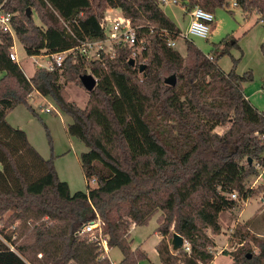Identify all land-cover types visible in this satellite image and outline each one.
I'll return each instance as SVG.
<instances>
[{
  "label": "trees",
  "instance_id": "obj_1",
  "mask_svg": "<svg viewBox=\"0 0 264 264\" xmlns=\"http://www.w3.org/2000/svg\"><path fill=\"white\" fill-rule=\"evenodd\" d=\"M234 1L245 17L258 13L264 23V0ZM224 4L183 0L182 5L214 11ZM1 5L14 14L12 25L30 56L105 39L102 22L109 9H120L146 45L136 53L118 43L113 54L102 51L89 62L70 53L62 67H38L28 78L10 58L12 35L0 28V71L5 72L0 80V264H112L97 241L80 234L96 214L109 247L122 252L119 264H138L148 255L132 248L131 227L148 224L158 211L160 264H211L216 256L211 234L221 233L220 214L259 192L247 180L258 174L257 162L264 166V111L245 92L253 73H238L237 58L230 71L219 64L238 41L225 38L206 54L186 39L184 56L168 44L182 30L156 0H0ZM28 7L42 24L28 15ZM141 64H146L143 73ZM88 70L98 83L81 108L69 100L66 87ZM173 74L174 86L165 82ZM32 92L52 98L72 117L69 135L88 147L80 156L87 190L72 193L53 157L45 158L24 129L7 121L20 103L36 114L28 103ZM249 224H237L233 233L243 247L222 252L231 255L232 264H264V239ZM174 233L184 237L189 250L172 249ZM247 240L259 253L245 246Z\"/></svg>",
  "mask_w": 264,
  "mask_h": 264
},
{
  "label": "rangeland",
  "instance_id": "obj_2",
  "mask_svg": "<svg viewBox=\"0 0 264 264\" xmlns=\"http://www.w3.org/2000/svg\"><path fill=\"white\" fill-rule=\"evenodd\" d=\"M156 1L185 32L189 26L190 17L181 2H175L174 0ZM225 1L228 4L219 6L212 11L215 20L208 38L192 35L189 39L206 54H211L214 44L225 38L231 39V41L237 40L238 46H234L229 54L222 56L219 64L224 71H230L233 67V58H237L239 60L236 67L238 73L244 74L247 71L253 73V81L245 83V92L252 103L264 111V23L259 20L258 13L245 17L241 8L234 5V0ZM30 8L32 9L31 15H33L34 21L37 24H42L37 11L32 7ZM16 14L17 16L21 15V10H17ZM122 17L123 14L120 9H112L105 12L104 19L107 18L111 21L114 18ZM106 24H109V22L106 21ZM185 41V38L178 37L175 46L184 56L186 55ZM14 47L13 50L18 53L19 63L22 64L25 74H32L36 68L46 66L50 61L47 56L28 55L16 36ZM104 52L113 54V46L110 43L106 44ZM91 59L88 58V62ZM87 73H91L90 70ZM4 75L5 72L0 71V80ZM66 90L69 93V100L75 102L81 108L87 106L90 93L80 80L70 82ZM28 103L35 109L36 114L26 103H20L8 112L7 121L15 127L24 129L30 142L45 158L53 157L59 178L69 183L72 193L87 190L88 180L82 170L80 156L82 152L88 151V147L76 137L69 135L67 127L72 122V117L64 112L52 98L44 97L37 92H32L28 96ZM49 107H52L51 112L46 111V108ZM223 130V127L217 128L219 132ZM89 184L91 187H95L97 182L92 180ZM247 185L259 188V192L250 200L241 201L236 208L224 211L219 218L222 227L221 233L217 234V238L211 234L216 247H218V249H213L216 253H220L215 264H232V257L228 253L243 247L233 237L237 224L244 225L249 220L252 221L253 228L251 229L253 231L251 232L258 238L264 239V174L260 178L258 174L250 176ZM161 216L162 212L158 211L148 224L138 226L133 230L132 235L130 233V239H133L132 243L135 247L132 246V248H139L148 254V258L142 259L138 264L160 263L155 244ZM86 235L91 236L89 233ZM140 245L143 247H140ZM245 246H251L254 253L260 251L253 241H245ZM223 251L228 253H222ZM109 257L112 261L118 263L123 256L119 248H112Z\"/></svg>",
  "mask_w": 264,
  "mask_h": 264
},
{
  "label": "built area",
  "instance_id": "obj_3",
  "mask_svg": "<svg viewBox=\"0 0 264 264\" xmlns=\"http://www.w3.org/2000/svg\"><path fill=\"white\" fill-rule=\"evenodd\" d=\"M174 1L181 2V4H183V0ZM234 5H236V3H234ZM186 10L190 17L189 26L185 32H181L179 37L189 39L190 36L193 35L202 38H208L215 20L214 13L212 11L206 10L200 5H196L191 8L186 7ZM13 16V13L5 11L2 5L0 6V28H2L5 32H9L12 35L13 40H15V36L17 37V35L12 25ZM106 21H108L109 24H106ZM102 26L105 30V39H88L82 41L79 45L69 50L46 55L50 61L46 66L43 67L51 71L56 67H62L66 56L70 53L80 54L88 58L97 59L101 56V52L105 51V45L108 43H110V45L113 47L118 43L126 44L133 48L136 53H142L143 49L145 48L146 43L144 40L139 39L137 28L133 26L131 21L124 16L122 18H114L111 21L106 18L103 20ZM168 44L175 48L176 40L170 39ZM14 48L15 47L13 45L10 52V58L13 61L20 62L18 53L13 50ZM46 111L51 112L52 107L46 108ZM262 138L264 139V135ZM255 166L258 169L259 178L262 177L264 174V166L259 162H257ZM231 197L236 199L237 193H232ZM103 226L104 222L101 220L99 214H96L94 218H92L82 227L80 234L84 235L89 233L91 235V239L98 242L103 255L109 257L110 247L108 245L106 236L103 234ZM184 246L186 250L190 249V246L187 244L186 240ZM111 263L115 264L112 260Z\"/></svg>",
  "mask_w": 264,
  "mask_h": 264
},
{
  "label": "water",
  "instance_id": "obj_4",
  "mask_svg": "<svg viewBox=\"0 0 264 264\" xmlns=\"http://www.w3.org/2000/svg\"><path fill=\"white\" fill-rule=\"evenodd\" d=\"M31 12H32V9L30 7H28V9H27L28 15H31ZM130 64L134 66L136 64V60L134 58H131L130 59ZM145 68H146V64H141L139 66V72L140 73H143L144 70H145ZM80 80H81L82 85L89 92L92 91L96 87V85L98 83L97 78L93 74H91V73L83 74L80 77ZM165 82L167 84L172 85V86L176 85V83H177V77H176V75L173 74V75L167 77L165 79ZM249 161H252V158H249ZM171 244H172V249L173 250H178V249H180V248H182L184 246L185 239H184V237L182 235H180L178 233H174L173 234V238L171 240Z\"/></svg>",
  "mask_w": 264,
  "mask_h": 264
},
{
  "label": "crops",
  "instance_id": "obj_5",
  "mask_svg": "<svg viewBox=\"0 0 264 264\" xmlns=\"http://www.w3.org/2000/svg\"><path fill=\"white\" fill-rule=\"evenodd\" d=\"M109 10H112V9H109ZM109 10H107L106 12H108ZM121 12H122V11H121ZM36 56H46V55L42 54V55H36ZM20 65H21V67L23 68L22 64H20ZM23 70H24V69H23ZM35 70H36V69H35ZM34 72H35V71H34ZM34 72L32 73L33 75H34ZM32 74H27V73H26V75H27L28 78L32 77V76H33ZM252 198H253V197H252ZM250 199H251V198H250ZM250 199H249V200H250ZM222 213H223V212H222ZM222 213H221V214H222ZM221 214H220V216H221ZM248 222H251V224H249V228H250L251 231H253V229H251V228H253V223H252V221L249 220ZM138 226H141V225H136V224H133V225H132L131 230H130L131 235H132L133 230H135ZM158 226H159V225H158ZM156 234H157V241H156V244H155V248H156V245L158 244V242L162 239V236L158 233V231H157ZM218 236H219V235H218ZM214 237L217 238V235H215ZM131 239H132V238H131ZM132 240H133V239H132ZM133 245H134V244L132 243V246H133ZM137 247H138V246H137ZM140 247H143V246L140 245ZM113 248H117V247H113ZM133 248H135V247L133 246ZM109 249L111 250L112 248H109ZM143 249H144V248H143ZM215 249H218V247H216ZM110 250H109V252H110ZM144 250H145V249H144ZM145 251H146V250H145ZM156 251H157V250H156ZM157 254H158V251H157ZM219 254H220L219 252L216 253L215 259H214V261H213L211 264H215L216 258H217V256H219ZM147 255H148V254H147ZM122 256H123V255H122ZM158 257H159V255H158ZM122 258H123V257H122ZM159 260H160V258H159ZM120 262H121V261H120ZM113 263L118 264L119 262L116 263V262L113 261ZM232 263H233V260H232ZM159 264H160V263H159Z\"/></svg>",
  "mask_w": 264,
  "mask_h": 264
}]
</instances>
